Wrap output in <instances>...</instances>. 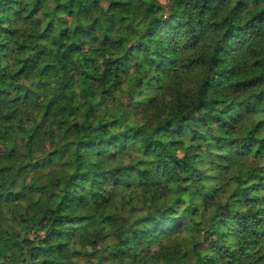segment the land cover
<instances>
[{
  "label": "clouds",
  "instance_id": "1",
  "mask_svg": "<svg viewBox=\"0 0 264 264\" xmlns=\"http://www.w3.org/2000/svg\"><path fill=\"white\" fill-rule=\"evenodd\" d=\"M261 46L264 0H0V264H264Z\"/></svg>",
  "mask_w": 264,
  "mask_h": 264
},
{
  "label": "trees",
  "instance_id": "2",
  "mask_svg": "<svg viewBox=\"0 0 264 264\" xmlns=\"http://www.w3.org/2000/svg\"><path fill=\"white\" fill-rule=\"evenodd\" d=\"M214 5H210L207 11L211 14ZM261 50L264 51V46H261ZM233 61L227 57L222 58L219 63L212 64L213 72H225L229 75H237L240 73L233 72ZM251 73V80L249 88L245 91H252V103L258 107L264 106V63L257 62L253 68L249 70ZM264 132V122H261L255 126L249 133L251 137L258 138L260 133ZM261 149H264V141H259V147L257 148V155H261Z\"/></svg>",
  "mask_w": 264,
  "mask_h": 264
}]
</instances>
